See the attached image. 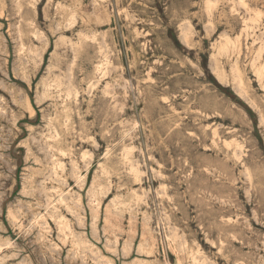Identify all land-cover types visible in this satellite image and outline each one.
<instances>
[{
  "label": "rangeland",
  "instance_id": "obj_1",
  "mask_svg": "<svg viewBox=\"0 0 264 264\" xmlns=\"http://www.w3.org/2000/svg\"><path fill=\"white\" fill-rule=\"evenodd\" d=\"M177 262L264 264V0H0V264Z\"/></svg>",
  "mask_w": 264,
  "mask_h": 264
},
{
  "label": "bare ground",
  "instance_id": "obj_2",
  "mask_svg": "<svg viewBox=\"0 0 264 264\" xmlns=\"http://www.w3.org/2000/svg\"><path fill=\"white\" fill-rule=\"evenodd\" d=\"M243 2V1H242ZM115 10V9H114ZM185 32V31H184ZM183 32V33H184ZM187 35V34H186ZM227 37V36H226ZM184 38H185V35H184ZM225 38V37H224ZM228 38H230V37H228ZM224 40V39H223ZM226 41H227V39H226ZM80 42V41H79ZM220 43V42H219ZM225 45H227V44H229V43H226V42H223ZM231 44H232V42H230ZM233 43H235L234 41H233ZM224 44H222V45H224ZM231 44H229V45H231ZM222 45L221 46H219V48L220 47H222ZM225 45L223 46V47H225ZM229 45H228V47L227 48H229ZM232 45H234V44H232ZM237 45V44H236ZM76 46V45H75ZM79 46V45H78ZM222 47V49H223V51H224V48ZM235 47V46H234ZM233 47V48H234ZM239 47V46H238ZM222 49H221V51H222ZM102 50V49H101ZM101 50H99V52H102ZM218 50V49H217ZM227 50V49H226ZM238 51V50H237ZM218 52H219V50H218ZM225 52V51H224ZM219 53H222V52H219ZM237 68V67H236ZM236 68H235V70H236ZM239 70V69H238ZM259 71H260V69H259ZM258 71V72H259ZM219 74H220V72H219ZM236 74H238V71H237V73ZM239 74H241L240 72H239ZM261 74H262V72H261ZM259 75H260V73H259ZM238 77H239V75H237ZM242 76H240V78H241ZM243 79V78H242ZM239 80V79H238ZM236 81H237V79H236ZM238 82V81H237ZM239 82H241V81H239ZM243 82V81H242ZM58 83H60V82H58ZM89 85H90V83H89ZM243 85V84H242ZM93 87V86H92ZM64 103V102H63ZM62 104V103H61ZM63 106V105H62ZM65 106V105H64ZM65 108H66V106H65ZM66 110H67V108H66ZM63 112V111H62ZM67 112V111H66ZM130 113V112H129ZM67 114H68V112H67ZM64 116H65V114H64ZM68 116V115H67ZM66 117V116H65ZM63 118V117H62ZM68 118V117H67ZM66 119V118H65ZM67 120V119H66ZM65 121V120H64ZM147 130V129H146ZM102 160V159H101ZM102 170H104V169H102ZM106 170V169H105ZM104 170V171H105ZM135 171V170H134ZM137 171V170H136ZM79 176H80V174H79ZM79 176H77V177H79ZM139 184V183H138ZM86 192V191H85ZM94 196V195H93ZM59 201H61V199L59 200ZM62 202V201H61ZM114 204V203H113ZM119 204V203H118ZM123 206V205H122ZM116 207H118V206H116ZM122 208V207H121ZM95 216V215H94ZM98 217V216H97ZM95 219V218H94ZM61 224V223H60ZM63 225V224H62ZM146 244V243H145ZM151 250V249H150ZM194 259V258H193ZM196 259V258H195ZM194 261V260H193ZM196 262H197V259H196ZM195 263V262H194ZM193 263V264H194ZM177 264H179L178 262H177ZM196 264H199V263H196Z\"/></svg>",
  "mask_w": 264,
  "mask_h": 264
}]
</instances>
